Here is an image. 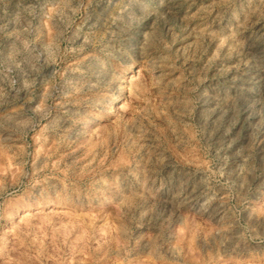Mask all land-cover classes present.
<instances>
[{
    "label": "rangeland",
    "instance_id": "374dc122",
    "mask_svg": "<svg viewBox=\"0 0 264 264\" xmlns=\"http://www.w3.org/2000/svg\"><path fill=\"white\" fill-rule=\"evenodd\" d=\"M0 264H264V0H0Z\"/></svg>",
    "mask_w": 264,
    "mask_h": 264
}]
</instances>
